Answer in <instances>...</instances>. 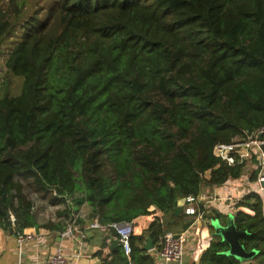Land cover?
Listing matches in <instances>:
<instances>
[{
	"label": "trees",
	"instance_id": "1",
	"mask_svg": "<svg viewBox=\"0 0 264 264\" xmlns=\"http://www.w3.org/2000/svg\"><path fill=\"white\" fill-rule=\"evenodd\" d=\"M11 27L0 16V39ZM15 35L6 66L23 84L0 90V228L62 232L67 220L161 211L130 253L113 231L109 252L95 253L100 264H156L147 237L159 248L192 223L179 201L244 173L215 146L264 128V0H55ZM25 182L64 202L67 219L40 223ZM239 204L253 212L233 213L240 243L264 264L263 200ZM229 248L214 237L200 264H242Z\"/></svg>",
	"mask_w": 264,
	"mask_h": 264
},
{
	"label": "crops",
	"instance_id": "2",
	"mask_svg": "<svg viewBox=\"0 0 264 264\" xmlns=\"http://www.w3.org/2000/svg\"><path fill=\"white\" fill-rule=\"evenodd\" d=\"M227 191V184L221 186H203L201 193L206 194L208 197V200L203 203L207 211L203 219H196V215L188 214V219H191L192 223L181 232H185L188 237L183 259L179 262L167 263L160 257L158 248L154 247L150 252L155 256L156 264H200L202 254L209 247L213 238L219 236L216 234L215 222L226 226L230 217L234 216L233 213L221 211V204H215L210 201L214 195L226 193ZM184 204L185 199H181L179 205ZM193 205L196 208L199 207L196 203ZM246 208L243 207V211L253 213L251 209ZM89 211V206L85 205L78 214L85 219ZM162 215L161 211H157L138 217L135 220V234L145 232L150 223L156 217H161ZM85 220L87 223L84 226L75 221L79 230L74 233L73 238H62L60 232L57 230L28 228L24 230L25 233H36L37 239L26 242L23 245L18 244L14 234L0 228V264H46L48 256L53 253L61 241L67 253L69 264H100V258L95 253L102 248L103 242H107V239H105L106 234L98 230L87 229L89 219ZM83 230L87 233V237L85 238L80 237V232ZM101 250L104 255L109 252L108 247H104ZM254 257L241 262L242 264H257Z\"/></svg>",
	"mask_w": 264,
	"mask_h": 264
},
{
	"label": "built area",
	"instance_id": "3",
	"mask_svg": "<svg viewBox=\"0 0 264 264\" xmlns=\"http://www.w3.org/2000/svg\"><path fill=\"white\" fill-rule=\"evenodd\" d=\"M264 128L247 133L245 136L238 137L230 143H219L215 146V154L229 165L244 163V173L240 178L229 179L224 184L228 185L226 193L214 195L210 201L215 204H221V211L235 213L238 209L243 210L240 206L241 199L248 193H256L261 196L264 208ZM254 165L252 175L247 176L245 170L247 165ZM208 200L206 194L200 193L198 196H189L185 198L186 213L196 215V219H203L206 214V208L203 203ZM199 207L196 208L193 204ZM247 209V208H246ZM245 211V210H244ZM247 212V211H245ZM75 222V220H74ZM87 229L98 230L104 234L113 231L119 236L120 242L124 245L127 253H130V239L135 234V221L132 222H115L110 224H102L98 220H92ZM79 229L75 223L66 227L60 232L62 238H73L75 232ZM18 244L23 245L26 242L37 239L36 233H25L15 235ZM80 237H87V233L83 230ZM188 241L185 232L175 234L172 231L166 232L160 237L158 253L160 257L167 263L179 262L183 259ZM46 264H69L68 256L63 247L62 241L56 246L53 253L48 256Z\"/></svg>",
	"mask_w": 264,
	"mask_h": 264
},
{
	"label": "rangeland",
	"instance_id": "4",
	"mask_svg": "<svg viewBox=\"0 0 264 264\" xmlns=\"http://www.w3.org/2000/svg\"><path fill=\"white\" fill-rule=\"evenodd\" d=\"M55 0H0V16L8 20L12 24L11 31L2 39H0V90L2 95H17L20 93L23 79L22 77L11 74L6 66V60L10 50L17 39L15 35L19 27V21L24 17H29L36 11L46 12L49 6ZM14 32L13 25L16 23ZM254 165L248 164L245 170L247 176H251ZM253 176V175H252ZM26 193L34 202V211L40 223L44 224L48 221L66 220L67 217L63 213L65 203L60 201L58 204H52L51 195H44L30 187L25 182ZM68 225L75 223L74 220L67 221ZM77 222V221H76Z\"/></svg>",
	"mask_w": 264,
	"mask_h": 264
},
{
	"label": "water",
	"instance_id": "5",
	"mask_svg": "<svg viewBox=\"0 0 264 264\" xmlns=\"http://www.w3.org/2000/svg\"><path fill=\"white\" fill-rule=\"evenodd\" d=\"M216 225V234L221 236L223 240L227 241L230 245L229 250L226 252L229 255L235 256L240 261H245L253 258L257 251H247L244 246L240 243V237L244 234L241 231L236 229L234 224V216H231L228 222V225H220L215 222ZM154 243L150 236L147 237V241L144 245V248L148 251L154 249Z\"/></svg>",
	"mask_w": 264,
	"mask_h": 264
}]
</instances>
